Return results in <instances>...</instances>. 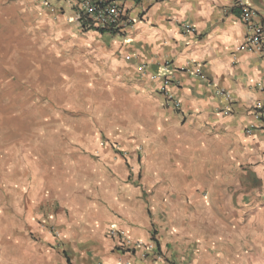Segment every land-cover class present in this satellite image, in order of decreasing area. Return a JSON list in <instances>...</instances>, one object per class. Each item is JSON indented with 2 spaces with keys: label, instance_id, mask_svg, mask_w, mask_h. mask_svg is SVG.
Returning a JSON list of instances; mask_svg holds the SVG:
<instances>
[{
  "label": "crops",
  "instance_id": "0c3cea01",
  "mask_svg": "<svg viewBox=\"0 0 264 264\" xmlns=\"http://www.w3.org/2000/svg\"><path fill=\"white\" fill-rule=\"evenodd\" d=\"M119 1L133 23L97 32L67 0H0V44L27 46L0 49L26 66L5 70L0 92L84 104L90 130L19 146L0 118V264H264V58L238 50V6L264 28V0Z\"/></svg>",
  "mask_w": 264,
  "mask_h": 264
},
{
  "label": "built area",
  "instance_id": "2783aa9c",
  "mask_svg": "<svg viewBox=\"0 0 264 264\" xmlns=\"http://www.w3.org/2000/svg\"><path fill=\"white\" fill-rule=\"evenodd\" d=\"M72 6L75 7L76 13L74 16V21L77 26L82 31H97V32H114L120 31L122 29L130 27L133 21L127 16V11L124 9L123 5L119 0H67ZM155 2H163L164 0H153ZM241 10L240 19L242 24L246 27V36L242 44L238 47V50L248 52L264 58V28L263 26L255 22L256 13L254 10L239 5ZM184 33L194 34L196 32L195 28L191 25L185 23L181 27ZM199 73V70H196ZM170 84L164 83L161 88V93L164 96L165 104L171 108L173 111H179L181 105L179 100L173 97L169 91L168 87ZM264 94V84H259L257 86ZM215 95L221 98L224 104V112L229 114L232 112V99L230 95L224 90L216 89ZM254 119L264 125V100L258 104L253 110ZM249 128L248 131H250ZM46 232L51 236L57 237V230L51 227H43ZM113 232L111 234H114ZM120 242L118 243L119 248L122 251H126V246H130V242L126 241L121 234L116 233ZM132 247L136 249H145L146 253H153L155 248L152 243L143 245L141 243L133 244ZM144 254V256H145ZM159 264H170L166 262H160Z\"/></svg>",
  "mask_w": 264,
  "mask_h": 264
},
{
  "label": "rangeland",
  "instance_id": "374dc122",
  "mask_svg": "<svg viewBox=\"0 0 264 264\" xmlns=\"http://www.w3.org/2000/svg\"><path fill=\"white\" fill-rule=\"evenodd\" d=\"M20 40V39H18ZM0 44L1 50H6L12 53L11 50H23L27 46L10 44L2 41ZM2 55V54H1ZM23 56V55H21ZM28 65H34L35 68H40L39 63L27 61ZM40 65V67H37ZM23 61L13 62L9 59L0 60V75L5 70L25 69ZM4 80V75H2ZM7 82L2 92H0V118L2 120L3 133L17 134L18 140L14 141L21 144L26 143V135L34 136V143L41 146L42 138H46V134L50 135L49 143L51 147L57 148L58 135L66 133L73 139L75 136V129L81 133H87L90 130L89 125L80 123L78 117L80 114L86 112L84 104H40L31 99V95L22 87L14 88ZM50 121V124L48 122ZM44 134L43 137H40ZM21 136V137H20ZM24 139V140H23ZM46 144V142H45Z\"/></svg>",
  "mask_w": 264,
  "mask_h": 264
}]
</instances>
